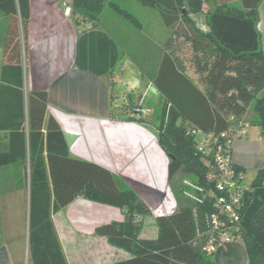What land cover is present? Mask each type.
Returning a JSON list of instances; mask_svg holds the SVG:
<instances>
[{
  "label": "trees",
  "instance_id": "16d2710c",
  "mask_svg": "<svg viewBox=\"0 0 264 264\" xmlns=\"http://www.w3.org/2000/svg\"><path fill=\"white\" fill-rule=\"evenodd\" d=\"M138 1L161 11L171 39L189 43L191 54L186 61L203 86L188 75L184 58L164 52L154 77L165 97L158 136L169 156V177L176 186L173 189L179 208L157 217L156 238L140 236L149 209L126 183L101 165L70 155L60 124L48 117L47 92L26 93L24 63L30 0H0V10L8 16L0 130L9 131L8 142L0 144V166L20 163L25 169L30 193L28 252L33 264H68L52 214L78 196L91 198L95 192L100 193L103 203L126 211L130 221L139 226L134 233L121 231L112 223L97 227L98 235L131 254L115 264H217L214 254H207L196 243L197 230L205 227V215L214 210L213 200L194 204L176 180L191 175L207 190L215 186L208 179L211 167L196 152L197 138L188 134L189 129L215 133L229 130L244 120L254 102L255 122L264 141L260 0H242L240 6L227 1L216 3L206 12L208 31L198 28L190 14L201 12L209 0ZM106 6L141 28V21L114 0H72L71 15L96 23ZM236 171L241 169L236 167ZM240 233L248 264H264V164L245 192Z\"/></svg>",
  "mask_w": 264,
  "mask_h": 264
},
{
  "label": "crops",
  "instance_id": "0c3cea01",
  "mask_svg": "<svg viewBox=\"0 0 264 264\" xmlns=\"http://www.w3.org/2000/svg\"><path fill=\"white\" fill-rule=\"evenodd\" d=\"M225 1L242 5V0H209L201 12L190 14L197 27L208 31L207 10ZM71 3L72 0H30L25 91L47 92L48 117H54L60 124L70 155L101 165L126 183L149 209L142 221L140 236L156 238L157 217L175 212L179 202L169 177V156L159 142L155 123L154 117L160 122L163 108L159 109L156 104L165 97L155 85L154 77L164 52L175 48L179 41L170 38L161 11L145 5L146 16L140 19L141 28H137L142 36L138 41L155 50L156 60L152 66L139 69L131 60L126 62L123 58L124 48L133 50L132 47L140 48L142 44L134 40L131 34L136 28L127 19L106 6L96 23L77 20L76 16L65 13ZM0 21L3 22L0 25L1 92L6 13L2 16L0 12ZM258 29L264 47V0L259 3ZM185 63L188 75L203 87L190 62L185 60ZM130 65L136 66L139 96L123 100L121 95L126 91L119 88ZM146 108L151 112L142 114ZM247 115L248 112L244 119ZM250 132L252 138L247 136ZM8 134L9 131L0 130L1 145L8 142ZM233 159L243 178L248 175L252 182L264 164V141L255 120L249 123L245 134L234 139ZM20 186L29 190L23 165L0 166V193H12ZM52 218L68 264H115L131 257L125 249L111 244L106 236L98 235L96 229L112 223L121 231L134 233L139 226L130 221L126 211L103 203L99 192L91 198L78 196L53 213ZM214 259L217 264L249 262L244 242L239 240L220 246ZM0 264H12L5 247L0 248Z\"/></svg>",
  "mask_w": 264,
  "mask_h": 264
},
{
  "label": "built area",
  "instance_id": "2783aa9c",
  "mask_svg": "<svg viewBox=\"0 0 264 264\" xmlns=\"http://www.w3.org/2000/svg\"><path fill=\"white\" fill-rule=\"evenodd\" d=\"M65 13L71 15V5L66 7ZM149 112L150 108L142 110V114ZM248 126L249 123L242 120L221 133L196 128L188 130V134L197 138L196 152L211 167L208 179L215 183L214 188L207 190L192 179L186 178L182 182L184 196L194 204L201 205L208 198L213 200L214 210L205 215L204 229L197 230L196 243L207 254H215L220 246L241 239L240 212L248 186L242 173L236 171L233 142L239 134L246 133Z\"/></svg>",
  "mask_w": 264,
  "mask_h": 264
},
{
  "label": "rangeland",
  "instance_id": "374dc122",
  "mask_svg": "<svg viewBox=\"0 0 264 264\" xmlns=\"http://www.w3.org/2000/svg\"><path fill=\"white\" fill-rule=\"evenodd\" d=\"M118 2L121 7L127 9L131 13H133L139 20L144 19L146 16L145 14V5L140 3L138 0H114ZM233 5L240 6L241 3L236 2L232 3ZM2 13V16H4L3 11H0ZM115 12V11H113ZM121 17V15H120ZM121 18H124L123 16ZM126 19V18H125ZM194 21V20H193ZM130 22V21H129ZM3 22L0 21V25ZM130 24H132L130 22ZM132 26L136 29L134 30V33L131 35H134L136 41L141 39V34L137 30V27L132 24ZM151 35V34H150ZM181 39V38H180ZM179 38L177 39L179 42H177L174 47L175 48H169L166 51H168L171 54H178L179 57L184 58L185 60L189 58L190 56V47L186 44V42ZM141 41V40H140ZM138 41V42H140ZM141 47L139 48L138 45H135L133 50H128L124 48V59L126 62L131 60L139 69L142 68L144 70V67H147V65L152 66V63L156 60L155 58V50L149 49L148 46H145V43L141 41ZM131 51V52H130ZM129 53H132L131 55ZM147 59L151 61V64H147ZM136 66L130 65V67L126 68V77L125 80L122 81V84L120 85L119 91H126L124 95H121V98L123 100L128 99H134L139 96L138 89H140V86L137 85V73H136ZM198 84V83H197ZM138 87V89H137ZM146 87L143 88V91H145ZM128 92V93H127ZM146 92V91H145ZM151 95V93H150ZM149 95V96H150ZM165 104V100H163L160 104H156L159 109H161ZM134 111L133 109L131 112ZM155 118V123H157V126L160 125V122L158 121V117ZM256 118V113L254 112V102L251 104L248 115L245 117L244 121L247 123L254 122ZM187 126V124H186ZM251 137V132L247 135ZM252 138V137H251ZM205 162H207L205 160ZM192 179L193 176L191 175H185L183 177H179L177 181V186H182V179ZM250 176L246 175L244 178L245 185L249 186L251 183ZM172 187H176L174 184V181L171 182ZM2 202V203H1ZM0 248L5 247L10 261L12 264H33V262L29 258V252L27 249L28 245V229H29V209H30V193L29 190L26 189L24 186H20L15 191H12V193H0ZM239 241H243L242 239H239ZM215 255V254H214Z\"/></svg>",
  "mask_w": 264,
  "mask_h": 264
}]
</instances>
